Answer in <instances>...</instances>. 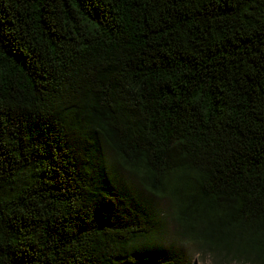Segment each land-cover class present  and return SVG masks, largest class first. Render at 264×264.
Wrapping results in <instances>:
<instances>
[{
    "label": "trees",
    "instance_id": "trees-1",
    "mask_svg": "<svg viewBox=\"0 0 264 264\" xmlns=\"http://www.w3.org/2000/svg\"><path fill=\"white\" fill-rule=\"evenodd\" d=\"M185 246L264 264V0H0V264Z\"/></svg>",
    "mask_w": 264,
    "mask_h": 264
},
{
    "label": "rangeland",
    "instance_id": "rangeland-1",
    "mask_svg": "<svg viewBox=\"0 0 264 264\" xmlns=\"http://www.w3.org/2000/svg\"><path fill=\"white\" fill-rule=\"evenodd\" d=\"M109 157H110V160H112V156L110 155ZM159 204L162 208H165V209H167V205H169L167 201H162ZM184 251L186 252V254L190 256V260H191L190 264H214L211 258L203 254H198L195 250L192 249L191 246L190 247L185 246Z\"/></svg>",
    "mask_w": 264,
    "mask_h": 264
}]
</instances>
